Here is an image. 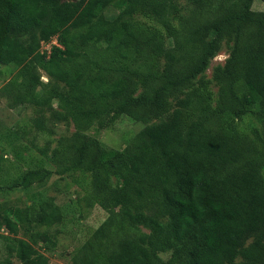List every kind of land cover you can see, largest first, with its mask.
Wrapping results in <instances>:
<instances>
[{
  "label": "trees",
  "instance_id": "1",
  "mask_svg": "<svg viewBox=\"0 0 264 264\" xmlns=\"http://www.w3.org/2000/svg\"><path fill=\"white\" fill-rule=\"evenodd\" d=\"M254 1L191 0L185 11L178 0H0L1 94L10 107L57 101L54 116L76 130L41 151L60 175L89 172L78 200L110 211L72 264H264V10ZM224 41L230 56L207 78ZM122 116L145 124L123 149L87 133ZM42 169L14 185L53 172ZM39 200L0 216L11 234L0 264L49 263L35 245L56 243L38 227L63 215L55 197ZM20 223L32 225L28 238Z\"/></svg>",
  "mask_w": 264,
  "mask_h": 264
},
{
  "label": "rangeland",
  "instance_id": "2",
  "mask_svg": "<svg viewBox=\"0 0 264 264\" xmlns=\"http://www.w3.org/2000/svg\"><path fill=\"white\" fill-rule=\"evenodd\" d=\"M184 10L191 8V0H178ZM253 8L264 10V2L255 0ZM39 35V32H37ZM23 40L31 38L30 33H16ZM58 44L57 36L51 40H40V50L50 52L51 46ZM170 44V43H169ZM233 42L224 41L221 50L212 58L204 75L212 78L213 70L217 65L225 64L230 56ZM159 69L164 65V60L157 63ZM20 66L10 64L8 79L12 78ZM41 80L54 82L48 74L39 68ZM59 85L66 89L64 83ZM2 84H0V89ZM59 109L57 101L54 108L42 107L33 104H21L17 107L9 106V99L0 92V216L14 218L13 210L16 207L25 208L35 203L39 205L42 196L55 197L57 204L61 206L63 220L53 225L39 226V232L49 231L56 243L51 249H44L38 243L35 247L49 258L48 264H72L73 253L82 246L108 217L110 211L100 205L86 207L85 202L78 200L86 195L87 189L91 187V174L81 170L60 175L54 171L55 167L49 158L43 154L41 149L50 143L51 148L57 144L62 135H70L76 127L72 120H59L54 115ZM41 118L44 126L37 124ZM144 123L122 116L110 125L104 127L95 123L87 133L98 138L110 149L125 148L133 136L144 127ZM190 137V136H187ZM52 170L47 178L35 180L31 186L25 188L14 185L27 170L30 169ZM42 169V170H43ZM116 180V179H115ZM35 199V202H33ZM2 223H4L2 221ZM30 228V229H28ZM32 225L19 224V237L28 238ZM8 233L7 228H0V259L8 255V241L2 236ZM165 257L169 253H163ZM14 264H21L17 257H13Z\"/></svg>",
  "mask_w": 264,
  "mask_h": 264
}]
</instances>
